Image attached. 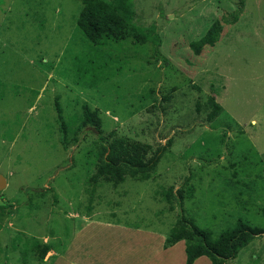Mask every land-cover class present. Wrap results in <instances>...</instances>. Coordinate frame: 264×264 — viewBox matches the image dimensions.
Wrapping results in <instances>:
<instances>
[{"label": "rangeland", "instance_id": "obj_1", "mask_svg": "<svg viewBox=\"0 0 264 264\" xmlns=\"http://www.w3.org/2000/svg\"><path fill=\"white\" fill-rule=\"evenodd\" d=\"M131 2L158 46L93 47L79 0H0V264H183L182 240L162 246L179 213L164 189L191 186L183 215L212 236L237 220L264 229V0ZM213 22L218 40L195 55ZM88 49L107 76L86 87L74 63ZM83 105L107 140L162 149L148 178L92 179L100 147ZM224 264H264V233Z\"/></svg>", "mask_w": 264, "mask_h": 264}, {"label": "trees", "instance_id": "obj_2", "mask_svg": "<svg viewBox=\"0 0 264 264\" xmlns=\"http://www.w3.org/2000/svg\"><path fill=\"white\" fill-rule=\"evenodd\" d=\"M80 7L75 17V26L82 38L95 48H99L106 39L118 42L126 36H131L137 43L152 41L159 45V37L153 27L144 29L132 22L133 8L131 0H79ZM234 22L236 17L233 16ZM220 25L213 22L198 39L189 42L190 50L199 54L205 45L212 46L219 38ZM86 55L78 53L75 56V71L77 80L86 87L93 86L106 78L104 60H98L96 49H88ZM211 110L207 114L212 119L221 110L218 103L211 96L208 97ZM59 111V108H57ZM83 122L88 123L95 131L96 142L100 150L94 165L95 172L92 179L102 178L116 184L124 177L145 179L158 162L162 149H156L146 156L148 145L137 141H128L123 137L107 140L99 131V118L94 111L83 105ZM192 187L185 189H164L160 193L161 199L167 203L175 201L178 206V216L163 238L164 248L183 241V264H193L199 256H206L209 264H224L225 260L236 256L238 250L245 246L253 237L264 233L258 226L237 220L229 228L221 230L216 236L211 231L198 227L192 218L183 215L182 199L191 196ZM49 245H42L38 257L42 258L48 251Z\"/></svg>", "mask_w": 264, "mask_h": 264}, {"label": "water", "instance_id": "obj_3", "mask_svg": "<svg viewBox=\"0 0 264 264\" xmlns=\"http://www.w3.org/2000/svg\"><path fill=\"white\" fill-rule=\"evenodd\" d=\"M5 186V177L0 173V189Z\"/></svg>", "mask_w": 264, "mask_h": 264}]
</instances>
